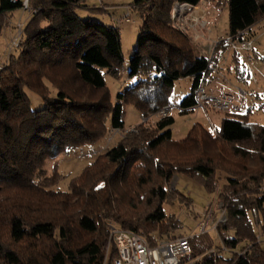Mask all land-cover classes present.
I'll list each match as a JSON object with an SVG mask.
<instances>
[{
    "label": "trees",
    "instance_id": "1",
    "mask_svg": "<svg viewBox=\"0 0 264 264\" xmlns=\"http://www.w3.org/2000/svg\"><path fill=\"white\" fill-rule=\"evenodd\" d=\"M22 1L0 0V37L13 11L23 8ZM201 1L130 4L140 17L128 70L135 81L111 101L105 75L120 74L118 26L81 18L76 9L85 0H27L32 13L18 48L0 67V264H102L111 227L133 231L150 245L176 237L172 230L178 225L162 208L169 195L166 184L173 172L184 170L212 189L207 179L222 145L230 152L225 169L234 176L219 193L224 220L212 229L218 242L199 236L207 231L190 235V251L182 261L264 264V125L235 111L214 129L193 124L181 139L172 137L170 114L146 126L148 115L170 104L177 79L192 80L177 104L180 112H187L197 106L198 89L215 70L213 59L199 53L170 14L175 4ZM224 1L227 35L253 38L252 25L264 19V0ZM28 90L42 104L32 107ZM126 104L139 111L141 121L96 154L70 178L66 190L52 188L61 175L55 164L47 175L46 159L91 144L111 130L124 131ZM167 144L168 154L163 150ZM249 209L261 210L258 228L249 223ZM110 255L116 256L114 247Z\"/></svg>",
    "mask_w": 264,
    "mask_h": 264
},
{
    "label": "rangeland",
    "instance_id": "2",
    "mask_svg": "<svg viewBox=\"0 0 264 264\" xmlns=\"http://www.w3.org/2000/svg\"><path fill=\"white\" fill-rule=\"evenodd\" d=\"M133 1L134 0H85L84 3L86 5L76 9L81 18L90 17L101 23L118 26L123 57L120 74L118 77H113L108 74L105 75L111 101H114L115 95L119 90L128 87L135 81V78L128 75L129 59L135 49L140 23L139 15L133 8H130V4ZM214 1L217 6V17L211 35L215 36L213 39H209V46L204 47V50L201 42H207V34L209 31H206L210 24L208 19H206L207 21L204 20L202 14L199 16V11L203 10L206 1L202 0L199 4L195 5L196 7L186 3H180L175 4L171 8L170 14L174 26L188 39L198 45L196 49L199 53L205 54L209 61L213 59L212 64H217L216 67H220L222 73L220 82L217 84L218 90H214L217 93L220 91V88L224 91L219 94H208L206 92L210 91V87L206 84V81H204L203 85L200 87V93H205V97H199V102L196 103V107L200 109L180 112L177 104L182 97L188 93L192 80L190 77H181L177 79L171 89L169 98L170 104L161 106L157 111L148 115L146 118L147 126V124H151V122L156 121L157 118L162 115L170 114L173 116L174 122L171 126V131L174 139L183 138L195 123H200L202 126H207L211 129L219 127L221 118L230 116V114H228L229 112L227 110L211 107L207 98L217 97L221 94H232L234 97L242 96V99L244 98L243 111L246 113L243 119L248 122L264 125V88L261 86L264 84V60H261V54H264V20L260 19L252 25L251 28L255 35L253 38L237 40L231 37L230 44L227 45V48L224 50L219 46V42H224L223 39L228 36L227 4L224 0ZM127 8H129V10ZM30 13H32L31 10L27 8H18L13 11L10 19L14 26V35L19 30L21 32L23 31ZM202 13L204 12L202 11ZM7 24H9V20ZM19 24H21V27ZM7 37V34H2L0 37V67L5 61L8 53H15V49L18 48L21 34L17 45L10 49L7 48ZM242 41H250L252 49L234 50L231 47L232 44L238 45L237 43ZM234 51L241 52H238L235 56L233 55ZM225 56L228 57L225 62L219 61L221 57ZM27 94L30 98L32 107H37L39 104H42V100L36 93L28 90ZM123 109V126L126 127L124 131L112 132L111 130L107 136L91 144L82 145L58 157L46 159L44 168L47 171V175L51 173L53 164L56 165V170L61 175V177H57V181L56 178H51L54 182L56 181L51 185L52 188L66 190L71 177L80 173L85 166L95 158L96 154L103 151L105 148H110L115 145L118 139L123 135V132L126 134L128 131H132L133 127L141 121L139 111L132 104L124 105ZM163 150H168L166 153L168 154L171 151L169 144L163 145ZM219 150L221 155L218 159H215V171L211 177L207 179V183L213 186V190L206 189L203 186L202 182L204 179L199 175H195L193 172H185L184 170L173 172L171 179L167 182L166 186L169 195L162 204V208L164 213L170 216L173 221L176 222L175 224L178 225L177 230H172L175 236H179L178 233L186 235L198 233L201 229L202 221L205 219V211L212 210L211 216L207 220L210 227H212L214 221L217 220L220 214L219 210L224 212L219 193L223 192L227 184V178L234 175L231 171L225 169L227 167L225 165H228L227 161L230 156L229 147L222 145L219 147ZM222 154H224V156H222ZM139 202L136 203L138 204L137 209L142 212L144 206H140L141 202ZM246 216L252 229L259 227L261 223V210L256 211L254 209H249ZM205 235L217 239L215 232L212 230L199 236L203 237ZM169 238L162 237L161 239ZM216 241L218 242V239Z\"/></svg>",
    "mask_w": 264,
    "mask_h": 264
},
{
    "label": "built area",
    "instance_id": "3",
    "mask_svg": "<svg viewBox=\"0 0 264 264\" xmlns=\"http://www.w3.org/2000/svg\"><path fill=\"white\" fill-rule=\"evenodd\" d=\"M22 7L27 8V0L22 1ZM21 27V24H19ZM21 31L10 36L7 48L17 45ZM231 37L227 36L223 41L229 45ZM238 45L232 44L234 50H248L251 42H240ZM200 88L196 94L197 103L199 97L204 98L205 93H200ZM211 107L227 110L228 112L239 111L241 108V96L234 97L232 94H221L217 97L207 98ZM220 214L212 227L207 223L212 210L204 212V218L199 233L215 229L216 223L224 220V212ZM190 235L176 236L171 239H160L155 244H148L139 234L125 229L111 227L109 241L105 249V256L102 264H189L192 260L182 261V258L190 251ZM114 247L116 256L111 258V250Z\"/></svg>",
    "mask_w": 264,
    "mask_h": 264
},
{
    "label": "crops",
    "instance_id": "4",
    "mask_svg": "<svg viewBox=\"0 0 264 264\" xmlns=\"http://www.w3.org/2000/svg\"><path fill=\"white\" fill-rule=\"evenodd\" d=\"M216 8H217L216 2L214 0H208V1L205 2L203 10L199 11L200 15L198 14L199 16H201V14H202L204 16V20L208 19L209 20V24H210L209 28L206 31V32L209 31V33H210V34L209 33L207 34V42L206 41H204V42L202 41L201 42L203 50H204V47L209 46V44H208L209 39H213L214 36H215V35L214 36L211 35V31L213 30V27L215 26V23H216L215 22V19L217 17V9ZM202 11L204 13H202ZM195 13H196V11H195ZM261 20H264V19H261ZM13 31H14V26H13L12 21L10 19L8 26L6 28H4V30H3V34H5V35L7 34V36H8L7 39H9L10 36L13 34ZM227 58L228 57H226V56L225 57H221L219 59V61L225 62ZM261 60H264V54H261ZM216 66H217V64H216ZM221 73H222V71L220 70V67H215V70L210 72L211 75L208 76V79L206 81V84H208L209 87H210V91H208L206 93H208V94H210V93L219 94V93L224 92L221 88L219 89L220 91H218V93L215 92V90L216 91L218 90L217 84L220 82ZM261 86H262V88H264V84H262ZM243 100H244V98L242 99V96H241L242 110L240 108V111H243V103H244ZM195 109L197 110V109H200V108L194 107L190 111H194Z\"/></svg>",
    "mask_w": 264,
    "mask_h": 264
},
{
    "label": "clouds",
    "instance_id": "5",
    "mask_svg": "<svg viewBox=\"0 0 264 264\" xmlns=\"http://www.w3.org/2000/svg\"><path fill=\"white\" fill-rule=\"evenodd\" d=\"M196 107V106H195Z\"/></svg>",
    "mask_w": 264,
    "mask_h": 264
}]
</instances>
